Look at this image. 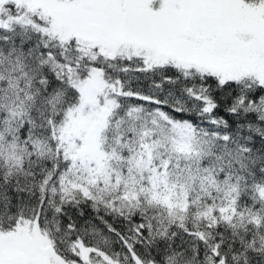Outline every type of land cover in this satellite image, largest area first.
Masks as SVG:
<instances>
[{
  "label": "snow or ice",
  "instance_id": "obj_1",
  "mask_svg": "<svg viewBox=\"0 0 264 264\" xmlns=\"http://www.w3.org/2000/svg\"><path fill=\"white\" fill-rule=\"evenodd\" d=\"M0 264H264V0H0Z\"/></svg>",
  "mask_w": 264,
  "mask_h": 264
}]
</instances>
